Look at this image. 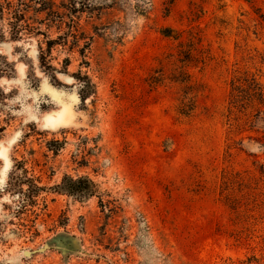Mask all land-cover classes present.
Here are the masks:
<instances>
[{"label": "rangeland", "instance_id": "1", "mask_svg": "<svg viewBox=\"0 0 264 264\" xmlns=\"http://www.w3.org/2000/svg\"><path fill=\"white\" fill-rule=\"evenodd\" d=\"M49 1L16 41L0 16V264H264V126L230 104L264 0Z\"/></svg>", "mask_w": 264, "mask_h": 264}, {"label": "trees", "instance_id": "2", "mask_svg": "<svg viewBox=\"0 0 264 264\" xmlns=\"http://www.w3.org/2000/svg\"><path fill=\"white\" fill-rule=\"evenodd\" d=\"M5 5L6 7H4L3 4H0V16L2 19H4V10L6 9L8 11H11L10 13L12 14V17L10 19L9 26L11 28L12 39L15 41L18 40L22 31H24L25 29L27 30L28 28L32 29L29 24L23 25V22L31 20V17L29 16L30 13L45 15L44 19L41 21L46 22L45 24H47V29L51 27L48 23L64 22L63 14L56 10L55 4L49 0H15V3L12 0H6ZM75 5L76 4L74 2L71 3L70 14L72 12V15L78 13L80 10L79 8H76ZM137 9L140 10L139 6H137ZM72 22L73 24L75 23L74 20H72ZM39 33L45 37L48 36L45 32ZM172 33H174V31L170 28H166L163 30V35L176 38L177 35H173ZM54 44H56L55 41L49 39L47 41L46 51H44V49L40 46L39 56L40 59L42 58L41 63L43 67H45L46 69H51L56 73L58 72V69L53 68L51 64L46 66L47 61L43 59V55L45 52L51 53ZM66 62V68H68L69 60H67ZM4 67L6 68V66ZM235 73V77L233 78L231 84V107L240 108L242 112L248 113L250 111L251 115L255 116L253 124L264 126V52L256 51L255 55L249 57L246 68L243 71L236 70ZM182 74L185 78L189 77L185 72H182ZM53 77L55 78L56 75ZM188 81H181L180 83L188 85ZM186 106L187 105L183 103L182 107ZM231 107L230 111L232 112ZM56 143L58 142L52 141L51 143H49V147L51 150H54L53 145ZM93 187L94 183L89 178H79L75 180L68 176L65 177V179L59 186L55 187V191L85 199L92 196ZM43 190L44 188H37L34 186L31 190L30 196L33 198L34 196H36V194H38V192H41Z\"/></svg>", "mask_w": 264, "mask_h": 264}, {"label": "bare ground", "instance_id": "3", "mask_svg": "<svg viewBox=\"0 0 264 264\" xmlns=\"http://www.w3.org/2000/svg\"><path fill=\"white\" fill-rule=\"evenodd\" d=\"M45 87L48 89V90H50L53 94H55V96L57 95V90H55L51 85H49V84H45ZM62 99V98H61ZM67 102V101H66ZM66 102H64V103H66ZM63 103V102H62ZM68 103V102H67ZM70 104V103H69ZM70 112H71V107L70 106H68L67 104H64V106H63V108H62V111L56 116V117H48L47 118V121L49 122V123H51L52 124V126L53 125H57V124H60V123H62L63 121H64V119H66V118H68V116H69V114H70ZM1 146V145H0ZM3 146V145H2ZM1 146V147H2ZM1 149V148H0ZM4 149V148H3ZM4 151V150H3ZM9 150H7V152H8ZM4 152H6V151H4ZM3 154H5V153H3ZM7 154V153H6ZM8 155V154H7ZM2 157H3V155H2ZM4 159V158H3ZM5 160V159H4ZM7 164V163H6ZM7 173V172H6ZM27 254H29V252H27Z\"/></svg>", "mask_w": 264, "mask_h": 264}, {"label": "water", "instance_id": "4", "mask_svg": "<svg viewBox=\"0 0 264 264\" xmlns=\"http://www.w3.org/2000/svg\"><path fill=\"white\" fill-rule=\"evenodd\" d=\"M30 254V253H29Z\"/></svg>", "mask_w": 264, "mask_h": 264}]
</instances>
